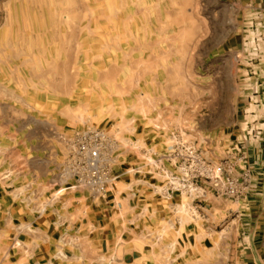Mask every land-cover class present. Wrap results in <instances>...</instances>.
<instances>
[{
  "label": "rangeland",
  "instance_id": "1",
  "mask_svg": "<svg viewBox=\"0 0 264 264\" xmlns=\"http://www.w3.org/2000/svg\"><path fill=\"white\" fill-rule=\"evenodd\" d=\"M229 8L225 0H0V187L11 205L40 215L66 189H82L67 166L69 146L95 130L112 141L110 182L117 167L157 178L154 168L174 167L178 140L183 155L192 147L202 175L204 165L231 162L230 177L244 188L239 200L264 196L263 159L255 176L254 165L240 167L247 159L238 147L260 121L263 58L247 34L254 13L232 42ZM57 81L64 90L49 88ZM197 185L201 195L168 197L181 202L174 212L193 220L209 197L237 201L215 196L200 176Z\"/></svg>",
  "mask_w": 264,
  "mask_h": 264
},
{
  "label": "crops",
  "instance_id": "2",
  "mask_svg": "<svg viewBox=\"0 0 264 264\" xmlns=\"http://www.w3.org/2000/svg\"><path fill=\"white\" fill-rule=\"evenodd\" d=\"M225 4L230 19L224 24L232 42L240 37L246 14L264 15V0H225ZM178 22L174 17L176 28ZM196 28L192 24L189 31ZM258 78L260 121L238 146L247 159L240 167L254 165L255 176L263 172L259 160L264 161V57ZM131 170L114 169L102 199L70 187L54 209L40 215L23 214L18 205L12 206L1 185L0 264H264V196L237 201L209 197L196 206L199 214L190 220L174 212L181 204L178 198L162 197L159 174L156 178L144 170L140 174ZM166 170L175 173L174 167ZM225 217L232 220L215 231Z\"/></svg>",
  "mask_w": 264,
  "mask_h": 264
},
{
  "label": "built area",
  "instance_id": "3",
  "mask_svg": "<svg viewBox=\"0 0 264 264\" xmlns=\"http://www.w3.org/2000/svg\"><path fill=\"white\" fill-rule=\"evenodd\" d=\"M254 16L255 25L253 23L248 25L247 34L255 35L254 52L263 58L264 15L254 13ZM111 142L106 134L100 130L81 132L70 142L69 154L71 156H69L67 166L75 177L76 185L74 188L86 189L92 196H104L106 194L110 182L109 170L106 165L111 157ZM114 142L113 139V147ZM181 149V144L176 140V148L172 151V156L169 157L170 161L174 163L175 173H169L165 168H154L165 179V183L158 187L165 197H169L171 194L188 197L201 195L203 193L202 188L197 185V179L200 176L210 182L215 196L238 200L241 192H244V188L241 187V177H230L231 162L213 166L203 164L202 169L205 175H202L195 166L197 157L192 147L189 146L186 149L187 155H183ZM185 156L189 161L184 160Z\"/></svg>",
  "mask_w": 264,
  "mask_h": 264
},
{
  "label": "bare ground",
  "instance_id": "4",
  "mask_svg": "<svg viewBox=\"0 0 264 264\" xmlns=\"http://www.w3.org/2000/svg\"><path fill=\"white\" fill-rule=\"evenodd\" d=\"M69 1V0H68ZM74 2H72V4H73ZM66 4H69L68 2L66 3ZM79 5V4H78ZM82 5V7H83V4H81ZM72 12V14H74L73 15V17L74 18H79L78 16H80L79 14H77L76 13V15H75V12H73V11H71ZM75 20V19H74ZM80 20V19H79ZM54 35V34H53ZM75 36V35H74ZM81 45V44H80ZM51 68H54V67H51ZM78 69H80V68H78ZM51 73H53V74H57V72L55 71V70H51ZM49 84V83H48ZM51 87V89L53 90V91H57V90H64L65 89V87L64 88H60V87H62L61 86V84L57 81V82H54V83H51L50 85H49V88ZM67 87V86H66Z\"/></svg>",
  "mask_w": 264,
  "mask_h": 264
}]
</instances>
